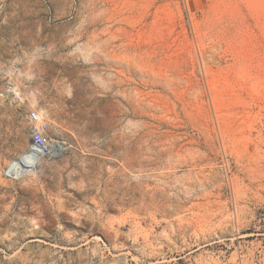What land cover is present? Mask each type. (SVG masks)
<instances>
[{
  "label": "rangeland",
  "instance_id": "rangeland-1",
  "mask_svg": "<svg viewBox=\"0 0 264 264\" xmlns=\"http://www.w3.org/2000/svg\"><path fill=\"white\" fill-rule=\"evenodd\" d=\"M0 264H264V0H0Z\"/></svg>",
  "mask_w": 264,
  "mask_h": 264
},
{
  "label": "built area",
  "instance_id": "built-area-1",
  "mask_svg": "<svg viewBox=\"0 0 264 264\" xmlns=\"http://www.w3.org/2000/svg\"><path fill=\"white\" fill-rule=\"evenodd\" d=\"M30 129V141L25 153L41 155L45 159L57 161L67 153L69 144L60 136L51 132V122L38 109H30L27 112ZM5 175L9 179L18 177L8 168Z\"/></svg>",
  "mask_w": 264,
  "mask_h": 264
},
{
  "label": "bare ground",
  "instance_id": "bare-ground-1",
  "mask_svg": "<svg viewBox=\"0 0 264 264\" xmlns=\"http://www.w3.org/2000/svg\"><path fill=\"white\" fill-rule=\"evenodd\" d=\"M41 159L45 158L34 153H24L18 160L14 161L9 168L20 178L24 173L36 170L40 165Z\"/></svg>",
  "mask_w": 264,
  "mask_h": 264
},
{
  "label": "crops",
  "instance_id": "crops-1",
  "mask_svg": "<svg viewBox=\"0 0 264 264\" xmlns=\"http://www.w3.org/2000/svg\"><path fill=\"white\" fill-rule=\"evenodd\" d=\"M28 147V146H27Z\"/></svg>",
  "mask_w": 264,
  "mask_h": 264
}]
</instances>
